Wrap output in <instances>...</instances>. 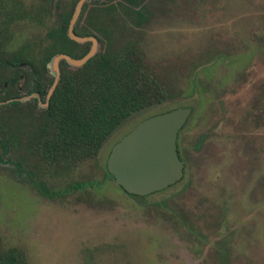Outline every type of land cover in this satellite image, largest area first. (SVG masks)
Masks as SVG:
<instances>
[{
  "label": "rangeland",
  "instance_id": "1",
  "mask_svg": "<svg viewBox=\"0 0 264 264\" xmlns=\"http://www.w3.org/2000/svg\"><path fill=\"white\" fill-rule=\"evenodd\" d=\"M2 2L10 10L6 56L43 65L49 90L53 55L79 58L84 48L46 51L49 32L69 38L77 0ZM140 6L138 25L118 17L111 24L114 44L134 43L175 95L131 115L95 157L63 172L26 146L35 111L26 114L25 102L11 107L0 129V264L11 254L14 264H264V0ZM7 89L14 93L16 83ZM184 106L191 113L176 137L182 177L143 197L126 194L104 174L111 145L145 117Z\"/></svg>",
  "mask_w": 264,
  "mask_h": 264
},
{
  "label": "trees",
  "instance_id": "2",
  "mask_svg": "<svg viewBox=\"0 0 264 264\" xmlns=\"http://www.w3.org/2000/svg\"><path fill=\"white\" fill-rule=\"evenodd\" d=\"M94 1L89 8L83 3L76 18V22H83L79 30H74L80 36L95 37L99 48L80 66L71 67L60 61L58 80L46 97L48 89L43 86L45 79L40 76L43 65L39 63L38 68L25 56L8 57L4 52L10 10L0 0V129H6L10 122L9 111L19 103L7 100L11 96L7 85L17 84L22 75L28 92L37 94L44 103L34 116L28 118L30 130L26 146L43 164L59 172L95 157L107 137L131 115L158 106L175 95L144 63L142 53L134 43L114 44L111 24L118 17L138 25L144 19L141 0ZM48 34L54 43L47 46V52L58 50L69 54L66 46L77 48L79 45L65 35ZM88 45L89 42L83 44L81 56L87 52ZM23 65L29 68L27 72H23ZM27 113H31L30 108ZM4 143L0 141V148ZM104 174L112 179L105 166ZM80 184L83 187L86 182ZM74 187L81 188L77 184ZM38 190L46 193L43 185L39 184ZM14 256L7 255L3 262L17 263Z\"/></svg>",
  "mask_w": 264,
  "mask_h": 264
},
{
  "label": "water",
  "instance_id": "3",
  "mask_svg": "<svg viewBox=\"0 0 264 264\" xmlns=\"http://www.w3.org/2000/svg\"><path fill=\"white\" fill-rule=\"evenodd\" d=\"M85 0H77L69 21L67 34L76 42L91 41L87 52L79 58L56 53L51 59L54 80L46 97L58 80V61L69 66L82 65L96 51V41L90 36H78L73 24ZM191 108L176 107L145 117L114 142L105 159V170L126 194L146 196L163 190L182 177L183 162L176 151L178 131L185 124Z\"/></svg>",
  "mask_w": 264,
  "mask_h": 264
},
{
  "label": "flooded vegetation",
  "instance_id": "4",
  "mask_svg": "<svg viewBox=\"0 0 264 264\" xmlns=\"http://www.w3.org/2000/svg\"><path fill=\"white\" fill-rule=\"evenodd\" d=\"M83 5V4H82ZM82 7V6H81ZM81 10V9H80ZM75 28H74V26L72 27V30H73V32L76 34V32H75V30H74ZM76 35H78V34H76ZM78 36H80V35H78ZM90 37H93V36H90ZM94 39H95V41H96V44L98 43V41L96 40V38L95 37H93ZM71 39V38H70ZM72 40V39H71ZM74 41V40H73ZM76 42V41H75ZM85 42H89V47H90V45H91V41L90 40H87V41H85ZM95 47H96V45H95ZM89 49V48H88ZM60 61H64V60H59L58 61V65H59V63H60ZM65 62V61H64ZM27 69H29L28 67H26L25 65H23V72H27ZM29 71V70H28ZM44 79H45V77H43ZM24 80H25V78L21 75V77L18 79V82H17V84H16V89H14V90H12L14 93H8V94H10L11 96H10V98H7V100L8 101H10V100H15V101H18L19 103H18V105L17 106H15V107H17V108H19V106L22 104V103H24L25 102V104L26 103H28V104H26V109L28 110V108H30V111L31 112H33V111H38L39 110V107H41V106H43L44 105V103H42L41 102V98L37 95V94H35L34 92L33 93H30V92H28L29 91V87H26V86H24ZM21 89H25V95L24 96H21V95H19L18 94V92L21 90ZM48 91V90H47ZM20 93V92H19ZM25 97H27V100L26 99H23V98H25ZM27 126H29L28 125V122H27ZM176 151H177V145H176ZM178 154V153H177ZM8 264V263H7Z\"/></svg>",
  "mask_w": 264,
  "mask_h": 264
}]
</instances>
